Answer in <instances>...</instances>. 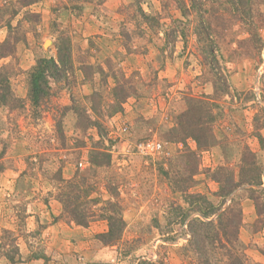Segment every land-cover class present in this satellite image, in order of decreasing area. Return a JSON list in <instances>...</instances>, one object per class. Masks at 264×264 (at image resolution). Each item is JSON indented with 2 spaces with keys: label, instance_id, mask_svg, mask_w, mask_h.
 <instances>
[{
  "label": "rangeland",
  "instance_id": "374dc122",
  "mask_svg": "<svg viewBox=\"0 0 264 264\" xmlns=\"http://www.w3.org/2000/svg\"><path fill=\"white\" fill-rule=\"evenodd\" d=\"M141 7L150 19L135 0L79 10L34 0L12 30L0 21V84L10 87L0 91V264H190L187 224H172L178 205L189 208L184 188L218 204L215 176L236 184L246 163L262 185L243 184L226 206L234 197L241 204L248 264H264V227L250 198L257 190L264 205V21L260 46L248 25L228 17L211 70L193 25H173L185 20L172 0ZM172 29L181 34L167 45ZM11 37L19 42L1 51ZM62 46L63 77L47 78L36 99L33 70ZM189 131L210 139L199 149ZM149 138L162 143L158 156L132 152L133 141ZM107 217L124 220L112 243Z\"/></svg>",
  "mask_w": 264,
  "mask_h": 264
},
{
  "label": "trees",
  "instance_id": "16d2710c",
  "mask_svg": "<svg viewBox=\"0 0 264 264\" xmlns=\"http://www.w3.org/2000/svg\"><path fill=\"white\" fill-rule=\"evenodd\" d=\"M74 3V9L79 10L80 7L91 4L96 0H68ZM175 3L177 10L180 12L183 21L173 22V25L179 27L186 25H193L196 37L203 41L204 46L201 48L203 60L211 66L213 63L218 65V55L220 53L217 43L214 40L215 36H219L222 30H226V23L228 17L231 16L233 20L237 19L242 24L248 25V29L255 35V42L263 46L262 39L259 37V28L263 25L264 12L260 11L259 5H262L260 0H172ZM34 0H0V21L5 22L6 27L12 30V20L19 13V8L30 7ZM138 11L145 19H150L144 13L141 7V0H135ZM178 34L181 33L172 29L171 32H165V44L175 43L178 39ZM174 35V37H173ZM12 38V37H11ZM6 40L1 47V51L5 48H12L16 41L14 38ZM13 40V41H12ZM68 47L62 46L58 49L57 58H50L48 60H39L31 75L30 92L38 99L46 89L47 78L53 80H60L63 77V67L69 63ZM62 68V69H61ZM212 70V68H211ZM224 85H227V78L222 74ZM2 80H0L1 82ZM226 82V83H225ZM2 84V83H1ZM0 84V91L8 90L10 87L3 88ZM225 91V88L224 90ZM11 93V92H10ZM188 115V113H187ZM186 116V115H185ZM192 128L194 123L190 125ZM187 134V132H184ZM209 133V132H208ZM188 137L196 141L200 149L203 141H207L209 135L195 134L193 131L188 132ZM184 145L185 143L182 142ZM198 149V150H199ZM197 152L189 151L191 157L197 156ZM250 155H255L248 150ZM245 163V162H244ZM251 164V165H250ZM246 163L241 168L240 177H245L238 183H233L229 177L221 179L218 175L215 176V181L219 182L220 188L214 195L218 198V204L212 202L208 196L204 194H192L188 188H184V200L188 203L187 209L178 205L173 211V223L178 219L180 224H187V230L190 237L185 251H189L194 259L190 264H248L246 248L241 242L240 234L243 225V211L241 204L231 199L230 205L226 206L228 198L238 190L243 184L253 188H259L262 185L261 173L257 171L255 164ZM246 167H248L246 169ZM247 172H249L247 174ZM258 172V173H257ZM223 180V181H221ZM233 181V182H232ZM250 188V189H251ZM176 191V188H174ZM251 199L255 202L257 215L259 218L255 223L264 227V217H262V206L260 198L257 197V190H250ZM74 199L69 196V200L65 201L70 212L72 209ZM112 207L113 204H108ZM110 209V208H109ZM110 231L104 236L108 243L120 240L122 230L124 228V220L122 218L113 220L107 217ZM77 224L87 227L89 222ZM170 223V222H169ZM259 231V230H256ZM120 232V235L118 233ZM115 239V240H113ZM186 252V253H187ZM188 254V255H189ZM8 258V257H7Z\"/></svg>",
  "mask_w": 264,
  "mask_h": 264
},
{
  "label": "built area",
  "instance_id": "2783aa9c",
  "mask_svg": "<svg viewBox=\"0 0 264 264\" xmlns=\"http://www.w3.org/2000/svg\"><path fill=\"white\" fill-rule=\"evenodd\" d=\"M127 130L128 129L126 128L124 129V131L128 133ZM133 142L134 143H132L133 145L132 152L134 151V153H136L137 155L143 158H154L158 156L163 149L162 143L153 138H149L145 140L138 139Z\"/></svg>",
  "mask_w": 264,
  "mask_h": 264
},
{
  "label": "crops",
  "instance_id": "0c3cea01",
  "mask_svg": "<svg viewBox=\"0 0 264 264\" xmlns=\"http://www.w3.org/2000/svg\"><path fill=\"white\" fill-rule=\"evenodd\" d=\"M29 218H30V219H31V218L33 219V218H36V217H35V216H30Z\"/></svg>",
  "mask_w": 264,
  "mask_h": 264
}]
</instances>
